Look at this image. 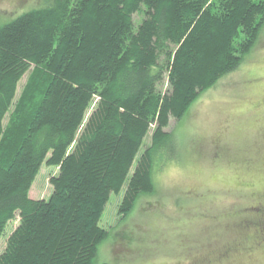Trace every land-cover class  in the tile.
I'll list each match as a JSON object with an SVG mask.
<instances>
[{"label": "trees", "instance_id": "16d2710c", "mask_svg": "<svg viewBox=\"0 0 264 264\" xmlns=\"http://www.w3.org/2000/svg\"><path fill=\"white\" fill-rule=\"evenodd\" d=\"M42 2L0 26V236L19 216L0 264H106L109 196L124 189L125 217L153 194V165L174 145L170 118L261 43L264 0ZM43 163L57 167L52 193L32 199Z\"/></svg>", "mask_w": 264, "mask_h": 264}, {"label": "rangeland", "instance_id": "374dc122", "mask_svg": "<svg viewBox=\"0 0 264 264\" xmlns=\"http://www.w3.org/2000/svg\"><path fill=\"white\" fill-rule=\"evenodd\" d=\"M43 6L42 0H0V26ZM25 79L18 84L17 99ZM90 113L91 109L84 123ZM165 131L173 133L174 145L172 152L161 151L166 158L163 166L153 165V194L142 196L125 217L118 213L124 189L109 196L99 225L111 234L99 259L106 264H264V248L250 256L244 249L234 260L232 256L219 260L209 251L233 238L246 243L247 234L234 228L233 222L252 210L260 213L259 206L247 207L264 199V37L180 120L170 118ZM150 136L151 129L144 145ZM135 165L136 161L129 175ZM56 173L57 167L43 163L30 198L48 199L49 179ZM18 217L5 226L0 253ZM116 233L122 239L111 240Z\"/></svg>", "mask_w": 264, "mask_h": 264}, {"label": "flooded vegetation", "instance_id": "af4514ba", "mask_svg": "<svg viewBox=\"0 0 264 264\" xmlns=\"http://www.w3.org/2000/svg\"><path fill=\"white\" fill-rule=\"evenodd\" d=\"M262 197L264 196L262 195ZM257 206L260 207V213H258V215L251 213L247 214L245 219H243L241 223L237 225V229H240L243 235L247 234L245 236V241L248 243L246 244L241 240L242 238L239 237L236 239V242L226 245L228 246L227 250H225L222 254H219L218 256L215 254L219 260L229 259L233 253L240 250L247 249V256H250L253 251L264 248V199L258 202L256 205L248 206L247 209H253ZM240 216L243 217L244 215ZM121 237L122 236L118 237V239H122Z\"/></svg>", "mask_w": 264, "mask_h": 264}]
</instances>
